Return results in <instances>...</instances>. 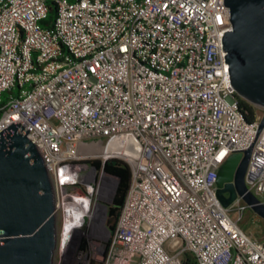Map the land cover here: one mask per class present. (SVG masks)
<instances>
[{"label":"built area","instance_id":"1","mask_svg":"<svg viewBox=\"0 0 264 264\" xmlns=\"http://www.w3.org/2000/svg\"><path fill=\"white\" fill-rule=\"evenodd\" d=\"M54 3L47 30L46 0H0V133L20 125L44 161L53 264H264V239L238 225L249 208L216 197L219 168L263 115L245 121L230 85L223 0ZM111 160L130 171L114 231ZM245 186L264 205V128Z\"/></svg>","mask_w":264,"mask_h":264},{"label":"water","instance_id":"2","mask_svg":"<svg viewBox=\"0 0 264 264\" xmlns=\"http://www.w3.org/2000/svg\"><path fill=\"white\" fill-rule=\"evenodd\" d=\"M205 1V0H203ZM231 30L220 39L229 82L263 115L250 148L232 152L216 174V197L228 208L238 197L264 221V205L245 186L253 145L264 128V0H223ZM13 124L0 133V264H53L57 222L44 161Z\"/></svg>","mask_w":264,"mask_h":264},{"label":"trees","instance_id":"3","mask_svg":"<svg viewBox=\"0 0 264 264\" xmlns=\"http://www.w3.org/2000/svg\"><path fill=\"white\" fill-rule=\"evenodd\" d=\"M46 4L48 8V16L47 19L41 23V26L44 29L51 30L52 24L56 17V6L54 0H46ZM239 108L243 114L245 121L247 122L253 121L256 114H259L257 108L249 105L248 103L242 100L239 102ZM104 172L118 181V187L115 198L113 200L112 205L108 207L107 212V226L111 231H114L129 188L130 171L126 164L117 160H111L105 163ZM112 221L113 225H111ZM184 264H195V262L190 256H186Z\"/></svg>","mask_w":264,"mask_h":264},{"label":"rangeland","instance_id":"4","mask_svg":"<svg viewBox=\"0 0 264 264\" xmlns=\"http://www.w3.org/2000/svg\"><path fill=\"white\" fill-rule=\"evenodd\" d=\"M6 97L7 94H5L2 99L5 100ZM111 225H113V221L111 222ZM238 225L247 235L258 240L264 239V221L255 216L250 210L245 212Z\"/></svg>","mask_w":264,"mask_h":264}]
</instances>
